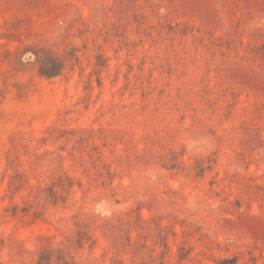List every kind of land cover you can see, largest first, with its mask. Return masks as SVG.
I'll return each instance as SVG.
<instances>
[{"label": "rangeland", "instance_id": "rangeland-1", "mask_svg": "<svg viewBox=\"0 0 264 264\" xmlns=\"http://www.w3.org/2000/svg\"><path fill=\"white\" fill-rule=\"evenodd\" d=\"M0 264H264V0H0Z\"/></svg>", "mask_w": 264, "mask_h": 264}, {"label": "clouds", "instance_id": "clouds-1", "mask_svg": "<svg viewBox=\"0 0 264 264\" xmlns=\"http://www.w3.org/2000/svg\"><path fill=\"white\" fill-rule=\"evenodd\" d=\"M160 11L163 13L164 9H161ZM30 56H33V54L25 53L24 56L21 57L22 62H31L29 61ZM214 147V138L210 135H201L199 137L189 138L186 143V148H189L191 151L197 154L210 152L214 149ZM155 178V176L152 177V179ZM91 211L93 215L99 218H110L114 213L112 200L106 197L94 200L91 205Z\"/></svg>", "mask_w": 264, "mask_h": 264}, {"label": "trees", "instance_id": "trees-1", "mask_svg": "<svg viewBox=\"0 0 264 264\" xmlns=\"http://www.w3.org/2000/svg\"><path fill=\"white\" fill-rule=\"evenodd\" d=\"M55 65L52 69H44L41 67L39 70V73L41 76L47 77V78H53L56 77L60 74L61 70L60 69H55Z\"/></svg>", "mask_w": 264, "mask_h": 264}]
</instances>
